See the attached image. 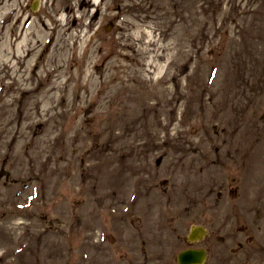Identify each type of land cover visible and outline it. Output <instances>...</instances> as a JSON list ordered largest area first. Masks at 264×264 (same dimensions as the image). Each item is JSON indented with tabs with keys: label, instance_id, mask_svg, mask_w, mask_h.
<instances>
[{
	"label": "rangeland",
	"instance_id": "374dc122",
	"mask_svg": "<svg viewBox=\"0 0 264 264\" xmlns=\"http://www.w3.org/2000/svg\"><path fill=\"white\" fill-rule=\"evenodd\" d=\"M191 225L264 264V0H0V264H176Z\"/></svg>",
	"mask_w": 264,
	"mask_h": 264
},
{
	"label": "water",
	"instance_id": "95a60500",
	"mask_svg": "<svg viewBox=\"0 0 264 264\" xmlns=\"http://www.w3.org/2000/svg\"><path fill=\"white\" fill-rule=\"evenodd\" d=\"M194 231L206 234L203 227L194 228ZM206 258L205 250L203 249H187L179 253L177 259L180 264H201Z\"/></svg>",
	"mask_w": 264,
	"mask_h": 264
},
{
	"label": "flooded vegetation",
	"instance_id": "af4514ba",
	"mask_svg": "<svg viewBox=\"0 0 264 264\" xmlns=\"http://www.w3.org/2000/svg\"><path fill=\"white\" fill-rule=\"evenodd\" d=\"M188 236V235H187ZM184 242H185V246L186 247H184V248H182V249H185V248H187V247H197V246H194L193 245V243L195 242V241H191V240H188V237H186V239L184 240ZM202 248H205V247H202ZM182 249H180L179 251H181ZM207 251H208V249L207 248H205ZM178 251V252H179ZM177 252V253H178ZM175 261H176V264H178L177 263V260H176V257H175ZM112 264H133V260L131 259V260H129V261H126V258L125 257H116V259L112 262Z\"/></svg>",
	"mask_w": 264,
	"mask_h": 264
}]
</instances>
